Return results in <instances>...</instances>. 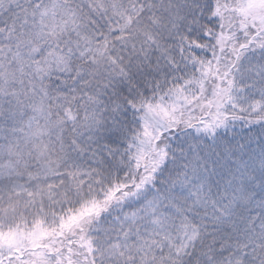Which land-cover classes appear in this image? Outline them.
<instances>
[{
  "label": "snow or ice",
  "instance_id": "1",
  "mask_svg": "<svg viewBox=\"0 0 264 264\" xmlns=\"http://www.w3.org/2000/svg\"><path fill=\"white\" fill-rule=\"evenodd\" d=\"M0 264H264V0H0Z\"/></svg>",
  "mask_w": 264,
  "mask_h": 264
}]
</instances>
